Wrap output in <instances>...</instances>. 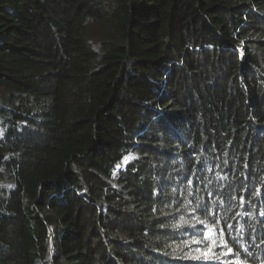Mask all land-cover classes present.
I'll return each instance as SVG.
<instances>
[{
  "label": "trees",
  "instance_id": "obj_1",
  "mask_svg": "<svg viewBox=\"0 0 264 264\" xmlns=\"http://www.w3.org/2000/svg\"><path fill=\"white\" fill-rule=\"evenodd\" d=\"M0 125V264H264V0H0Z\"/></svg>",
  "mask_w": 264,
  "mask_h": 264
},
{
  "label": "snow or ice",
  "instance_id": "obj_2",
  "mask_svg": "<svg viewBox=\"0 0 264 264\" xmlns=\"http://www.w3.org/2000/svg\"><path fill=\"white\" fill-rule=\"evenodd\" d=\"M183 223H187L186 221H182ZM201 223H203V222H201ZM177 227H178V225H177ZM230 227V226H229ZM213 245H215V241L213 240ZM195 251H197V252H201V249L200 248H196L195 249ZM229 251V253L231 252V249H229L228 250ZM202 255H206L205 253H202ZM197 259H199V257H196Z\"/></svg>",
  "mask_w": 264,
  "mask_h": 264
},
{
  "label": "rangeland",
  "instance_id": "obj_3",
  "mask_svg": "<svg viewBox=\"0 0 264 264\" xmlns=\"http://www.w3.org/2000/svg\"><path fill=\"white\" fill-rule=\"evenodd\" d=\"M3 132H4V127H2V126L0 125V135L3 134Z\"/></svg>",
  "mask_w": 264,
  "mask_h": 264
}]
</instances>
